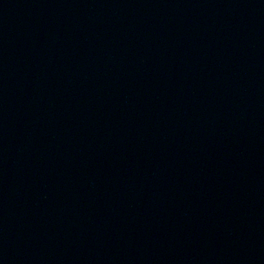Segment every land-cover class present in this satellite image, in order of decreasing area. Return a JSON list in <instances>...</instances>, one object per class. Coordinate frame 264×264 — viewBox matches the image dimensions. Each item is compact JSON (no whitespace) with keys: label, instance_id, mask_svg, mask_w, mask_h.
Instances as JSON below:
<instances>
[{"label":"water","instance_id":"1","mask_svg":"<svg viewBox=\"0 0 264 264\" xmlns=\"http://www.w3.org/2000/svg\"><path fill=\"white\" fill-rule=\"evenodd\" d=\"M0 264H264V0H0Z\"/></svg>","mask_w":264,"mask_h":264}]
</instances>
